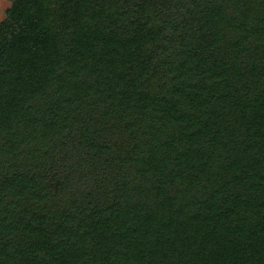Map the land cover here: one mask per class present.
Instances as JSON below:
<instances>
[{"label":"trees","instance_id":"trees-1","mask_svg":"<svg viewBox=\"0 0 264 264\" xmlns=\"http://www.w3.org/2000/svg\"><path fill=\"white\" fill-rule=\"evenodd\" d=\"M0 264H264V0H13Z\"/></svg>","mask_w":264,"mask_h":264},{"label":"rangeland","instance_id":"rangeland-1","mask_svg":"<svg viewBox=\"0 0 264 264\" xmlns=\"http://www.w3.org/2000/svg\"><path fill=\"white\" fill-rule=\"evenodd\" d=\"M12 1L13 0H0V20L4 18L5 11Z\"/></svg>","mask_w":264,"mask_h":264}]
</instances>
